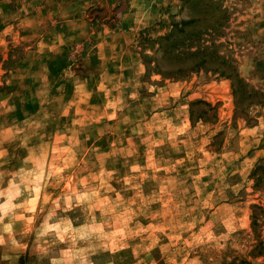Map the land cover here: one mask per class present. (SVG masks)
Masks as SVG:
<instances>
[{
  "label": "rangeland",
  "instance_id": "1",
  "mask_svg": "<svg viewBox=\"0 0 264 264\" xmlns=\"http://www.w3.org/2000/svg\"><path fill=\"white\" fill-rule=\"evenodd\" d=\"M252 206L264 0H0V264H264Z\"/></svg>",
  "mask_w": 264,
  "mask_h": 264
},
{
  "label": "trees",
  "instance_id": "2",
  "mask_svg": "<svg viewBox=\"0 0 264 264\" xmlns=\"http://www.w3.org/2000/svg\"><path fill=\"white\" fill-rule=\"evenodd\" d=\"M257 209H258L257 206H252L251 228H252L253 232L258 236L257 229L261 225L260 219H262L264 217V212H262V214L260 216H257V214L254 212ZM261 252L264 254V243L259 241L258 246H257V253L260 254Z\"/></svg>",
  "mask_w": 264,
  "mask_h": 264
}]
</instances>
